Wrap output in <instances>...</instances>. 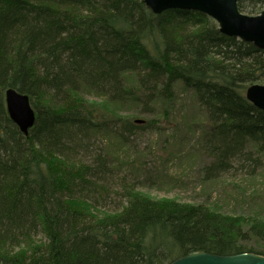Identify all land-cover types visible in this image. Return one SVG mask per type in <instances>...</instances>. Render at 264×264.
Here are the masks:
<instances>
[{
  "label": "trees",
  "instance_id": "16d2710c",
  "mask_svg": "<svg viewBox=\"0 0 264 264\" xmlns=\"http://www.w3.org/2000/svg\"><path fill=\"white\" fill-rule=\"evenodd\" d=\"M248 1V12L258 14L264 1ZM253 83L264 84V50L221 33L198 11L154 14L143 0H0V264L264 254L252 246L264 239L262 214L152 198L132 186L120 208L100 209L103 197L88 192L103 186V157L95 164L73 158L93 134L126 139L156 125L154 118L135 123L142 114L171 117L179 86L206 115L204 178L234 162H253L254 170L264 159V112L245 98ZM9 87L35 110L27 135L7 113Z\"/></svg>",
  "mask_w": 264,
  "mask_h": 264
},
{
  "label": "rangeland",
  "instance_id": "374dc122",
  "mask_svg": "<svg viewBox=\"0 0 264 264\" xmlns=\"http://www.w3.org/2000/svg\"><path fill=\"white\" fill-rule=\"evenodd\" d=\"M242 4L246 6L242 13L254 15L247 10L250 1ZM257 8L264 10V3H258ZM175 91L178 98L171 117L163 118L161 110L142 114L138 118H154L156 125L135 130L121 140L111 133L93 134L73 153V158L90 164H95L98 156L104 159L103 188L88 192L93 198L103 197L98 208H120L125 187L132 186L152 198L204 203L229 214L264 216V159L254 170L253 162H234L215 179H205L202 168L210 158L201 152L199 140L206 128V115L191 93H182L179 86ZM252 246L264 253V239L252 241Z\"/></svg>",
  "mask_w": 264,
  "mask_h": 264
},
{
  "label": "water",
  "instance_id": "95a60500",
  "mask_svg": "<svg viewBox=\"0 0 264 264\" xmlns=\"http://www.w3.org/2000/svg\"><path fill=\"white\" fill-rule=\"evenodd\" d=\"M154 13L168 9L194 10L206 14L218 25L221 33L252 43L264 50V10L256 15L239 11L238 0H143ZM245 98L264 112V84L253 83L246 87ZM7 113L19 130L27 135L35 122V110L29 96L14 88L4 91ZM142 123V119H136ZM169 264H264V255L256 252H242L232 255H218L204 251L189 252Z\"/></svg>",
  "mask_w": 264,
  "mask_h": 264
}]
</instances>
